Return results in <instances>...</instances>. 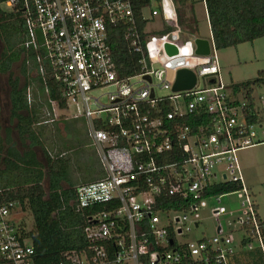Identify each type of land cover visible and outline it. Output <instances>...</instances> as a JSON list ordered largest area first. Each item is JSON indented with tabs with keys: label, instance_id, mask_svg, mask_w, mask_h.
<instances>
[{
	"label": "built area",
	"instance_id": "1",
	"mask_svg": "<svg viewBox=\"0 0 264 264\" xmlns=\"http://www.w3.org/2000/svg\"><path fill=\"white\" fill-rule=\"evenodd\" d=\"M136 1L5 3L20 10L24 47L34 53L41 82L52 80L60 89L63 106L49 101L53 112L76 107L103 173L76 187L83 246L45 264H251L254 243L264 264V220L236 157L264 144V93L223 82L206 0L192 1L204 11L207 39L184 32L175 0H148L140 9L141 32ZM158 18L161 27L149 30ZM116 25L124 26L128 47L139 55V71L128 77H119L108 44L107 28ZM196 39L208 41V55L196 54ZM183 69L194 74L195 84L173 90ZM168 72L175 73L171 83ZM222 184L236 189L208 193ZM228 196L239 203L237 210L222 205ZM165 198L173 199L171 207L158 208ZM207 209L213 219L237 214L232 223L242 235L217 224L210 237L185 239ZM19 211V202L0 201V264H36Z\"/></svg>",
	"mask_w": 264,
	"mask_h": 264
},
{
	"label": "trees",
	"instance_id": "2",
	"mask_svg": "<svg viewBox=\"0 0 264 264\" xmlns=\"http://www.w3.org/2000/svg\"><path fill=\"white\" fill-rule=\"evenodd\" d=\"M8 1L0 0V4ZM148 3V0H138L133 4L134 15L141 32L144 30L145 24L142 22L140 9ZM175 5L179 24L184 32L191 36H199L198 20L194 11L195 2L192 0H175ZM16 9L12 8L5 16L8 22L14 25L15 29L13 30L17 40H20L19 44H22V47L26 49L24 47L23 19L20 10ZM206 10L216 50L252 43L264 37V0H206ZM187 14L189 15L187 16ZM16 27H18L17 30ZM107 33L111 56L119 77L136 74L139 71V55L128 47V43L124 39V26H108ZM28 56L34 61L33 52L28 51ZM39 82L47 107H50L49 101H57L62 107L63 102L60 98L58 85L49 80L45 86L40 78ZM260 84H264V70L258 72L256 80L235 84L234 87L236 89L244 88L252 93L254 87ZM24 92L25 89L17 90L16 86L12 88L10 100L11 111L14 115L17 110L23 107L22 95ZM26 133L27 126L24 122H20L17 135L21 141L23 137V142ZM10 140V132H7L5 142L8 144ZM3 142L4 140L0 139V201H17L22 206L26 205L29 210L32 217V229L27 231V236L34 249L36 264H45L59 258L64 252L82 247V218L80 214L75 212L73 203L76 188L62 191L59 187V182H69V163L64 159V152L58 150L53 157L46 154V166L44 168L47 170L48 187L45 189L43 187L45 176L41 166L34 160L26 162L28 157H25V153L23 155L25 158L21 159L13 147L12 140V146L6 150L2 147ZM2 155L3 157H1ZM9 157L12 158L11 162ZM170 161L171 159H167V162ZM102 177L103 173L95 181ZM235 189V185L222 184L221 188H214L208 193L222 194ZM172 200V198L163 199L158 208L171 207ZM256 208L258 210L257 206ZM87 212L86 210L85 213ZM261 231L264 239V224L261 225ZM251 256L255 257L256 260H251L249 263H261L257 251L252 253L250 258Z\"/></svg>",
	"mask_w": 264,
	"mask_h": 264
},
{
	"label": "rangeland",
	"instance_id": "3",
	"mask_svg": "<svg viewBox=\"0 0 264 264\" xmlns=\"http://www.w3.org/2000/svg\"><path fill=\"white\" fill-rule=\"evenodd\" d=\"M0 8L7 12L12 10L5 3L0 5ZM194 11L198 20V35L206 39L209 38V29L205 14L199 2L195 3ZM158 27H161L159 18L152 25H149V30ZM217 57L221 71L220 74L225 84L252 82L258 78V72L264 70V37L252 43L217 50ZM174 77V72H168L166 79L171 83ZM36 86L37 89H40L38 83ZM254 92L256 94L264 93V84L256 85ZM157 93L160 96H166L169 91L157 90ZM99 94L100 92L94 95L98 96ZM100 99L105 102L104 97ZM56 113L60 117L50 116L45 118L56 119L54 123L45 125V132L48 135L47 139H49L47 143L48 150L55 156V151L57 152L59 147H55L56 150L53 151L51 148L56 145L58 146L59 143L61 150L64 152V159L69 163L68 181L72 184H77L78 187L81 184L95 181L101 175L102 170L87 135L84 119L81 116H75L79 113L73 105L64 111L56 109ZM58 124H62L63 127ZM236 157L241 167L243 182L253 196L254 202L258 207L260 218L264 220V144L241 150L236 154ZM213 205V200L207 201V208H212ZM222 205L227 211H235L239 208L237 200L234 197L229 198V196L222 199ZM26 215H24V218L28 226H25V228L26 230H30L32 220L28 213ZM235 217H237V214H226L217 219H213L210 216L209 209L202 210V221L199 228L194 229L192 227L189 235L185 239L195 241L200 239L202 235L210 237L214 234V227L217 224H220L223 230L235 231L237 236H241L242 232H240L238 225L232 223ZM253 247L255 248V252H258L256 250V243L253 244Z\"/></svg>",
	"mask_w": 264,
	"mask_h": 264
},
{
	"label": "flooded vegetation",
	"instance_id": "4",
	"mask_svg": "<svg viewBox=\"0 0 264 264\" xmlns=\"http://www.w3.org/2000/svg\"><path fill=\"white\" fill-rule=\"evenodd\" d=\"M7 13V11H3L0 8V139L4 140L2 144V147H4L3 149L6 150L11 147L12 140L13 147L18 152L21 159L28 157L26 162L34 160L41 166V170L44 172L45 176L43 179V187L47 189L48 175L46 168H44V166H46L45 158L47 155H50L51 157H53V155L47 147L49 139H47L48 135L45 132V125L54 123L56 119L45 118L50 116H60L53 112L51 106L47 107L45 96L40 92L41 85L38 80L37 82L40 89L36 90L37 93L33 89V83L36 76L38 77L35 70V63L28 56L27 49H24L22 44H19L20 40H17L15 31L13 30L15 29L13 27L14 25L9 23L6 19L5 14ZM17 29L18 27H16V30ZM13 86H16L17 90L25 89V92L22 95L24 102L23 107L17 110L15 115L11 111L10 100ZM20 122H24L27 126V133L24 135V142L23 137L21 141L17 135ZM58 125L63 127L62 124ZM7 132H10L11 138L10 143L8 144L5 142ZM52 149L56 150L54 147H52ZM24 153L25 157H23ZM1 157H3V155ZM8 159L9 161L12 160L11 157ZM71 184L72 183L67 181H61L59 182V187L62 191H68L77 187V184H74L73 186ZM22 207L21 211H19L17 220L27 227L28 224L26 223L24 215L28 213L31 217V214L26 205ZM31 229L32 223L30 226V230Z\"/></svg>",
	"mask_w": 264,
	"mask_h": 264
},
{
	"label": "water",
	"instance_id": "5",
	"mask_svg": "<svg viewBox=\"0 0 264 264\" xmlns=\"http://www.w3.org/2000/svg\"><path fill=\"white\" fill-rule=\"evenodd\" d=\"M196 54L198 55H208L209 54V43L205 39H196ZM168 52L174 53L175 50L173 47L167 46L166 47ZM149 79V78H147ZM195 84V76L194 74L186 69L179 70L176 74V81L173 86V90H183L189 89L193 87Z\"/></svg>",
	"mask_w": 264,
	"mask_h": 264
},
{
	"label": "crops",
	"instance_id": "6",
	"mask_svg": "<svg viewBox=\"0 0 264 264\" xmlns=\"http://www.w3.org/2000/svg\"><path fill=\"white\" fill-rule=\"evenodd\" d=\"M206 23H207V22H206ZM202 38H203V37H202ZM35 70H36V69H35ZM36 73H37V72H36ZM37 80H38V82H39V78L36 76V79H35V81H34V83H33V89L35 90L36 93H37V91H36V90H37V88H36L37 86H36V85H37V83H38ZM39 83H40V82H39ZM34 87H35V88H34ZM55 147H56V148L59 147V150L62 151V150H61V146H60L59 144H58V146H57V145L54 146V148H55ZM21 208H23V207L21 206Z\"/></svg>",
	"mask_w": 264,
	"mask_h": 264
}]
</instances>
